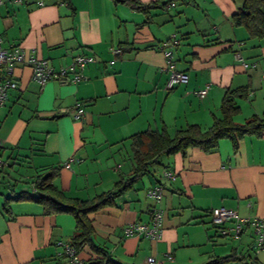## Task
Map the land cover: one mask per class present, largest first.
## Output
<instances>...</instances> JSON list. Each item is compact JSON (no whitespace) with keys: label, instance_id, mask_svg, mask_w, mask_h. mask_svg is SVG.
Segmentation results:
<instances>
[{"label":"crops","instance_id":"0c3cea01","mask_svg":"<svg viewBox=\"0 0 264 264\" xmlns=\"http://www.w3.org/2000/svg\"><path fill=\"white\" fill-rule=\"evenodd\" d=\"M137 1L146 12L119 0L0 4L5 46L18 44L56 69L78 53L96 59L77 82L40 85L29 65L14 67L18 86L0 105V156L11 165L0 176L13 177L15 189L32 191L24 181L57 167L54 181L67 196L86 199L107 191L131 173L130 135L162 126L172 133L189 123L207 128L220 116L228 89L244 90L235 97V121L264 113V37L250 38L231 18L243 0H173L169 8L162 5L169 0ZM173 33L179 40L173 61L188 78L168 88L159 47ZM252 62L254 67L247 65ZM206 84L199 97L195 91ZM76 102L84 109L81 119L59 111ZM165 169L175 177L165 179ZM158 183L163 195L156 202L146 191ZM154 206L163 210L160 239L124 234L130 222L148 223ZM216 206L264 216V130L239 139L236 150L222 138L211 151L190 146L185 153L162 154L131 188L90 213L93 241L109 260L102 264H146L147 255L161 264H206L231 254L237 258L216 264L252 258L264 264V248L252 246L249 227L237 239L219 233L209 215ZM9 209L0 204V264H72L59 254L60 242H70L76 231L72 214H44L31 200L13 201ZM94 254L85 245L77 255L83 264Z\"/></svg>","mask_w":264,"mask_h":264},{"label":"trees","instance_id":"16d2710c","mask_svg":"<svg viewBox=\"0 0 264 264\" xmlns=\"http://www.w3.org/2000/svg\"><path fill=\"white\" fill-rule=\"evenodd\" d=\"M119 1L127 2L132 8L143 12L147 11V7L137 0ZM231 18L235 26H243L247 30L250 38L264 37V0H243ZM239 95H244L243 88L228 89L224 93L220 104V116H213V121L207 128H202L197 123H189L175 129L172 133L162 126L160 129H145L130 135L128 138L132 161L131 173L127 177H120L107 191L86 199L67 196L54 181L57 176V167H51L47 172L38 174L30 181H24L29 183L32 191L15 189L16 182L9 180L13 178L10 177L7 184L13 193L3 198L2 209L9 213L11 202L31 200L41 206L44 214L61 212L72 214L76 231L69 242L70 245L77 252L83 246L89 245L95 252L90 258L84 259L83 264L107 263L109 260L106 259V251L93 241L94 229L89 214L112 203L116 196L131 188L136 180L149 171V166L157 162L162 154L185 153L190 146L211 151L217 147L218 140L222 138L229 139L233 149L236 150L238 140L245 135L259 136L264 130V113L254 114L243 122H237L233 118L239 109L235 102V97ZM3 159L7 164L0 168V172L8 173L6 168L11 164L8 157ZM231 257L237 258L235 254H231L216 258L206 264L221 263Z\"/></svg>","mask_w":264,"mask_h":264},{"label":"built area","instance_id":"2783aa9c","mask_svg":"<svg viewBox=\"0 0 264 264\" xmlns=\"http://www.w3.org/2000/svg\"><path fill=\"white\" fill-rule=\"evenodd\" d=\"M4 0H0V4ZM18 2L20 0H10ZM42 0H39V4H42ZM175 2L169 0L165 3L167 8L173 7ZM179 42L175 33H173L166 41L160 45V49L163 50L167 60L166 68L169 71V77L167 80V87L170 88L178 83L186 82L187 75L184 71L178 70L175 67L173 61V46ZM118 49H112V53L116 54ZM95 57L91 54H76L72 57L69 64L60 66L57 69L52 67L48 61L44 58H38L32 54L31 51H27L18 44L5 46L2 43L0 37V105H2L8 98V91L10 89L17 88L18 83L13 77V69L19 64L29 65L32 70L31 76L40 85L51 79H65L71 82H77L81 80L83 70L92 62H95ZM251 67L256 65V62L247 64ZM209 84L195 91L199 97H203L207 93ZM61 113H69L70 116L79 120L84 116V109L80 103L76 102L70 107L59 108ZM2 145V139L0 138V146ZM64 162L65 166H69L70 160ZM7 164L6 160L0 157V168ZM162 176L165 179H173L175 173L173 171L165 169L162 172ZM147 195L159 201L163 195V186L158 183L147 188ZM211 221L218 231L223 236H229L237 239L240 237L245 227L250 228L252 237V246L258 250L264 248V216L247 215L241 216L234 209L224 206H216L210 209ZM162 221L163 210L160 207L154 206L151 211V218L148 223L145 222H130L124 226L125 235H136L145 237L151 240H158L162 235ZM62 249L59 252L69 259L72 264H81L82 259L78 257L77 250L70 245L69 242H60ZM146 264H161V262L154 255H147L145 257ZM247 264H256L252 258L248 260Z\"/></svg>","mask_w":264,"mask_h":264},{"label":"rangeland","instance_id":"374dc122","mask_svg":"<svg viewBox=\"0 0 264 264\" xmlns=\"http://www.w3.org/2000/svg\"><path fill=\"white\" fill-rule=\"evenodd\" d=\"M8 179H9V177H7L5 175H3V176L1 175L0 176V204L3 201V198L10 194L9 190H8V184H7V180Z\"/></svg>","mask_w":264,"mask_h":264}]
</instances>
